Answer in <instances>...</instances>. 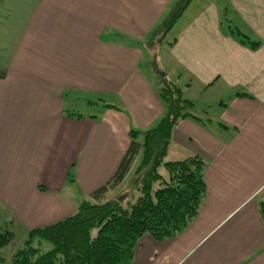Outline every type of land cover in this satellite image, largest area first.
<instances>
[{
    "label": "crops",
    "instance_id": "crops-1",
    "mask_svg": "<svg viewBox=\"0 0 264 264\" xmlns=\"http://www.w3.org/2000/svg\"><path fill=\"white\" fill-rule=\"evenodd\" d=\"M177 1L35 0L19 22L9 13L13 37H0L1 216L28 233L73 215L113 175L129 131L164 116L156 66L199 115L173 126L165 159L199 156L205 191L180 232L142 235L131 264H264V0H191L154 46L150 36ZM69 95H84L83 112L98 110L69 109ZM17 247L0 249L4 264Z\"/></svg>",
    "mask_w": 264,
    "mask_h": 264
},
{
    "label": "trees",
    "instance_id": "trees-1",
    "mask_svg": "<svg viewBox=\"0 0 264 264\" xmlns=\"http://www.w3.org/2000/svg\"><path fill=\"white\" fill-rule=\"evenodd\" d=\"M189 1L178 0L156 34L168 30ZM234 31L242 43L253 49L258 46L257 41ZM156 71L160 77L154 84L165 106L164 116L150 129L130 130L128 147L106 183L83 199L73 215L29 230L22 247L12 253L11 264H131L142 235L164 240L180 232L196 215L205 191L202 159L192 155L167 160L165 156L173 126L185 118L199 120L198 106ZM3 75L0 72V77ZM136 161L131 189L137 197L130 200L131 195L122 193L106 199L109 191L130 176ZM68 180H72L70 174ZM259 205L264 218V202ZM14 239L15 232L0 224V249ZM44 242L51 245L50 249L41 250Z\"/></svg>",
    "mask_w": 264,
    "mask_h": 264
},
{
    "label": "rangeland",
    "instance_id": "rangeland-1",
    "mask_svg": "<svg viewBox=\"0 0 264 264\" xmlns=\"http://www.w3.org/2000/svg\"><path fill=\"white\" fill-rule=\"evenodd\" d=\"M34 1L35 0H0V37H1V39L4 42H6L7 44H9L10 39L13 37V35L11 34L10 31L12 29H14V26L13 25L12 26H10V25L7 26L6 25V22L10 18L9 13L10 12L13 13L12 14L13 23L19 22V19H20V17L18 16L19 13H22L24 10L27 11V12H29L30 9H31V7L34 5ZM188 3H187V5H188ZM225 24L227 25V21L226 20H224V25ZM174 32H175V29L173 31H170V33L167 34L164 39H168V38L173 37ZM161 34H162V31L159 30V33L158 34H154L153 36H150L151 40L154 42L153 43L154 46L156 45V41L158 40V38L160 37ZM150 38H149V40H150ZM147 61H148V59L145 57L142 60L141 68H142V70L144 72H147L148 73L149 72V69H147L148 68V65L149 66L154 65V61L151 60L149 62V64L147 63ZM156 63L159 65L158 55H157V58H156ZM160 72L163 73L162 70H160L159 73ZM157 75H158V72L155 69V72H154V76H155L154 78H155V80H156V78L160 77L159 75L158 76ZM99 97H101V98H99ZM99 97L94 96V97H88L87 99H93V100H96V101H98V100L99 101H103L104 100L102 96H99ZM83 102H84V95H78L76 97H74L72 95H69L68 98H67V103H68V108L69 109L70 108H75L76 109V112L79 110L82 113H96V111L98 110L96 107H93V108L89 107V108L85 109L84 112H83V108H84L83 105H82ZM85 102H86V100H85ZM137 163L138 162H136L133 165V167L131 169L130 176L127 177L125 179V181L122 184H120L115 190L109 191L105 195L106 199L114 198L117 195L122 194V193H124V194H127L128 193L129 195H131V197L128 196L130 200H132L134 196L137 197V193H133L134 192V189H131V179L136 174L134 171L137 168L136 169H134V168L137 165ZM67 180H68V178H67ZM68 181H70V180H68ZM83 199H85V198L83 197L80 202H82ZM0 223L5 228H9V229L13 230L14 232H16L15 233L14 242L8 243L5 246H8V245H11V246L17 245L19 248H21L22 245H23L22 241L28 235V233L24 230V228H22L19 225H15L13 223L12 219H10V214L8 212H6L5 210H4V215L3 216L0 215ZM50 247H51V245L49 243L44 242L43 245H42L41 250L42 251H45L47 249H50ZM17 248L14 249L13 253L17 250ZM4 261H6L5 258H3V261L0 264H4ZM9 264H11V262Z\"/></svg>",
    "mask_w": 264,
    "mask_h": 264
}]
</instances>
